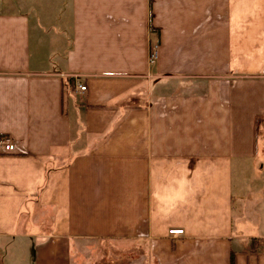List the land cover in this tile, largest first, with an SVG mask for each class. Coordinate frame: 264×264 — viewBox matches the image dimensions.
I'll return each instance as SVG.
<instances>
[{"label":"crops","instance_id":"0c3cea01","mask_svg":"<svg viewBox=\"0 0 264 264\" xmlns=\"http://www.w3.org/2000/svg\"><path fill=\"white\" fill-rule=\"evenodd\" d=\"M0 137V264H264V0H0Z\"/></svg>","mask_w":264,"mask_h":264},{"label":"built area","instance_id":"2783aa9c","mask_svg":"<svg viewBox=\"0 0 264 264\" xmlns=\"http://www.w3.org/2000/svg\"><path fill=\"white\" fill-rule=\"evenodd\" d=\"M149 62L153 63L155 59V48L154 46L150 48L149 50ZM75 87L78 88L80 91H83L85 89V86L79 83L75 84ZM14 150V144L7 138L5 137H0V154L2 153H10ZM168 232L176 234L180 233L181 229L180 228H173L169 229Z\"/></svg>","mask_w":264,"mask_h":264},{"label":"trees","instance_id":"16d2710c","mask_svg":"<svg viewBox=\"0 0 264 264\" xmlns=\"http://www.w3.org/2000/svg\"><path fill=\"white\" fill-rule=\"evenodd\" d=\"M232 257H230V264H232V259H231Z\"/></svg>","mask_w":264,"mask_h":264}]
</instances>
